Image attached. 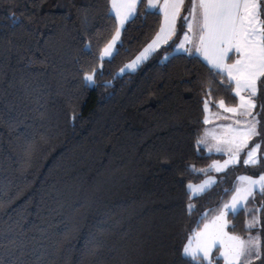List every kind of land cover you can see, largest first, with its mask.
Returning <instances> with one entry per match:
<instances>
[{
    "label": "trees",
    "instance_id": "1",
    "mask_svg": "<svg viewBox=\"0 0 264 264\" xmlns=\"http://www.w3.org/2000/svg\"><path fill=\"white\" fill-rule=\"evenodd\" d=\"M189 6L171 41L118 75L161 26L146 0L105 59L118 27L111 0H0V264H209L186 256L185 241L240 172L264 163L232 166L200 195L187 189L213 158L200 143L204 102H238L225 72L173 52ZM256 105L264 145V77ZM256 202L259 226L242 209L230 229L260 232L254 263L264 264L261 191Z\"/></svg>",
    "mask_w": 264,
    "mask_h": 264
},
{
    "label": "snow or ice",
    "instance_id": "2",
    "mask_svg": "<svg viewBox=\"0 0 264 264\" xmlns=\"http://www.w3.org/2000/svg\"><path fill=\"white\" fill-rule=\"evenodd\" d=\"M189 2L191 7L188 10V15L183 19L189 32H193L194 28L199 31L201 47L196 50L203 51L205 58L214 68L226 72L229 81L235 82V96L239 97V105L226 108L224 101L221 100L219 107L224 108L226 112L246 118L244 123L247 127L235 129L236 136L233 140L226 141L227 143H233L236 139H239L240 143L236 148V151H239L241 147L246 145L248 139L259 134L257 128L260 120L253 115V110L257 107L254 102V98L257 96V81L264 77V15L261 13V8L264 5H262L261 0H189ZM183 3L184 0H164L163 5L160 6L150 0L149 7L162 8L169 36L175 32V23ZM112 7L116 9L117 17H122L121 24H123L124 19H128L134 12L136 0L124 4H117L116 0H113ZM121 9L126 10L123 16ZM164 31L165 28H162L161 32ZM118 36L119 30H117L116 36L113 37L112 43H115ZM184 39L188 41L187 34H185ZM111 47L112 44H109L108 48L105 49V54H108ZM151 47L150 45L149 48ZM180 47L183 48L184 45L180 44ZM233 48L239 54V58L235 63L226 65L224 59L227 52ZM137 59L139 60L140 57ZM128 67H133V65H128ZM92 79V75L85 77L87 81ZM245 92H247V95L243 94ZM208 103L207 100L204 102L206 110L208 109ZM261 111L264 112V105L261 106ZM248 117H251V119H247ZM205 122H207V119ZM235 123L240 124L241 121L236 120ZM228 127L231 128V125ZM259 147L260 145L257 144L252 151L248 152V159L244 161L245 164L258 162L254 153ZM220 150V148H217V151ZM227 163L226 161L225 164ZM241 179L248 178L242 177ZM248 182L250 185L259 183L260 191L264 194V176H261L259 181L248 179ZM241 191V189H237V195L233 197L232 205H225V208L231 207L235 212L238 203L253 194L252 188L244 189L243 195H241ZM222 218L223 213L217 219ZM207 229L208 225H205V232L197 233L195 248L191 244L184 248V254L190 256L192 261L207 259L209 248L217 239L216 236L209 234ZM227 239L230 243L227 245L226 251L221 253L226 264H239L241 257L251 256L253 251L259 258L258 238H250L247 242L237 236H230ZM201 253H203L202 258Z\"/></svg>",
    "mask_w": 264,
    "mask_h": 264
},
{
    "label": "rangeland",
    "instance_id": "3",
    "mask_svg": "<svg viewBox=\"0 0 264 264\" xmlns=\"http://www.w3.org/2000/svg\"><path fill=\"white\" fill-rule=\"evenodd\" d=\"M262 5H264V0H261ZM149 9H157L162 13V22L164 13L162 11V8H151L148 6ZM184 12V4L181 7L179 11V16L177 19V25L175 24V32L172 35H168L167 26L164 21V32H159L158 36L157 33L155 36L149 40L135 55H133L131 58H129L127 61H125L118 69L117 74L123 75L128 72H133L136 69H138L148 58L155 53L157 50H159L164 44L171 41L172 38L177 34L178 31V22L180 20L181 14ZM261 13L264 15V6L261 8ZM188 14L186 13L185 16ZM133 16V15H132ZM131 16V17H132ZM130 17V18H131ZM120 23L118 24L117 30H119V36L115 40V43L113 42V38L108 43V45L104 48L102 53V58H109L113 55L115 52L118 43L121 40V32L125 25V23L121 24V18ZM165 19V17H164ZM161 22V25H162ZM161 28V26H160ZM159 28V29H160ZM162 29V28H161ZM159 31V30H158ZM117 34V31L115 32V37ZM185 34L188 35V33L185 30V22H184V28L178 38V40L175 43L173 52H177L181 47L180 44H183V49L185 50L187 46V41H185L184 36ZM170 37V38H169ZM169 38V40L166 42V40ZM155 41V43H154ZM109 44H112V47L109 49L108 54H105V49L108 48ZM152 46L149 48V46ZM147 49V51H146ZM143 54V55H142ZM140 57L138 60L137 58ZM128 65H133V67H128ZM94 74L95 73H88V75H92L93 79L90 82L91 84L94 83ZM235 84V83H234ZM235 86V85H234ZM235 89V87H234ZM257 93H258V85H257ZM244 95H247V92L243 93ZM254 102L256 103V97L254 98ZM226 108H233L237 107L239 105V97L238 102L235 105H226L224 104ZM205 108V106H204ZM256 108L253 110V115H258L255 112ZM205 120L206 122V128L205 131L200 139V143L205 148L206 152L213 155V158L211 159V162L203 167L201 170L203 172H206L203 178L200 180H191L187 183V189L190 191L192 196H197L202 193H204L208 188L216 184L220 180V175L228 170L230 167L244 164L246 166H251L253 168H261L262 163H264V145L262 141L258 140L256 136L250 138L247 140L246 145L241 147L239 151H236L237 145L240 143L239 139H236L233 143H227L226 141H231L236 136L235 129L238 128H245L247 125L244 123L245 117L239 116L238 114H233L231 112H226L224 108H216L212 109L211 106L208 103V109H205ZM247 119H251V117H248ZM240 120V124H236L235 121ZM231 125V128L228 126ZM258 131V128H257ZM259 144L260 147L256 150L254 153L255 158L257 159V163L252 164H245L244 161L248 159V152L252 151L255 146ZM217 148H220V151H217ZM228 162L225 164V162ZM219 169V170H217ZM264 176V170L258 171L256 173H250V172H240L236 178L235 181V187L230 196L222 202V204L218 208L213 209H207L206 210V219L201 225L200 228H198L194 233H192L187 240L185 241L183 245V253L184 248L188 246L189 244L192 245L193 248L196 247L197 244V233H203L205 232V225H208L207 232L209 234H212L217 237L214 243L211 244V247L208 251V258L204 259L207 262L214 263L217 259H222L223 262L226 264L225 258L223 255H221L222 252L226 251L227 245L230 243L228 241V237L230 236H237L240 237L245 242L249 241L250 238H258L259 239V257L262 255V237L259 231L253 230L247 235L235 233L230 229V225L232 224L231 217L233 215L238 214L242 209L246 212V225L248 227H256L260 224V206L256 202V193L257 191H260V184L256 185H250L248 182V179L259 181L260 177ZM242 177L248 178V179H241ZM241 189V195H243V190L247 188H252L253 194L251 196H248L246 200H242L237 205V210L234 212L231 207L225 208V205L231 206L233 203V197L237 195V189ZM202 189V190H201ZM221 213H223L222 219H217L221 216ZM251 225V226H250ZM201 258L203 257V253L200 254ZM187 256V255H186ZM258 258L256 256L255 251H253V254L251 256H244L241 257L239 264H259L254 263Z\"/></svg>",
    "mask_w": 264,
    "mask_h": 264
},
{
    "label": "crops",
    "instance_id": "4",
    "mask_svg": "<svg viewBox=\"0 0 264 264\" xmlns=\"http://www.w3.org/2000/svg\"><path fill=\"white\" fill-rule=\"evenodd\" d=\"M116 2H117V4H124V3H129V2H131V0H116ZM138 2H139V0H136V7H135V10H134V12L131 14V16L135 13V11H136V8H137V4H138ZM152 2H155V3H157L158 5H160V6H162L163 5V3H164V0H152ZM184 2H185V0H184ZM146 3H147V7L149 6V3H150V0H146ZM112 4H113V0H111V10H112V12L116 15V17H117V14H116V9H113V7H112ZM184 4V3H183ZM191 7V4H190V6L188 7V9L186 10V12L184 13V17H185V15H186V13L188 14V10H189V8ZM152 8V7H151ZM156 8H160V7H156ZM155 10H157V9H155ZM126 10H124V9H121V13H122V16H123V13L125 12ZM163 11V10H162ZM164 13V12H163ZM164 15V14H163ZM131 16H129V18L131 17ZM122 18V17H121ZM128 18V19H129ZM128 19H124V21H123V23H125ZM178 19V18H177ZM117 21H118V24L120 23V19L117 17ZM164 21H165V19H164V17H163V22H162V25H161V28H163L164 27ZM176 25H177V20H176V23H175ZM161 28L159 29V31H158V33H157V36H158V34H159V32H160V30H161ZM185 30H186V32L188 33V37H189V39H188V41H187V46H186V48H185V50H180V49H183V48H180L177 52H186V53H196V54H199L209 65H211L212 66V64L211 63H209V61L205 58V55H204V53H203V51H197L196 49L197 48H200L201 47V45H200V42H199V31H198V29H195L194 28V31L193 32H189L188 31V28H187V25H186V23H185ZM170 38V37H169ZM169 38L166 40V42L169 40ZM225 47H227V45H225ZM239 58V54L235 51V49L233 48L232 50H230V51H228L227 52V55H226V57H225V59H224V63L226 64V65H231V64H233V63H235V61L237 60ZM213 67V66H212ZM217 69V68H216ZM218 70H220V69H218ZM221 71V70H220ZM223 72V71H222ZM226 73V72H225ZM227 74V73H226ZM259 81V80H258ZM258 81H257V85H258ZM233 83H235L234 81H233ZM235 85V84H234Z\"/></svg>",
    "mask_w": 264,
    "mask_h": 264
}]
</instances>
